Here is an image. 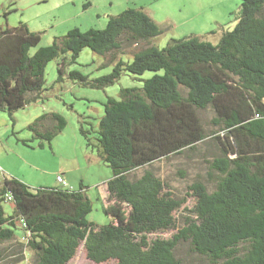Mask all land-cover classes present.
I'll return each mask as SVG.
<instances>
[{
	"label": "trees",
	"instance_id": "16d2710c",
	"mask_svg": "<svg viewBox=\"0 0 264 264\" xmlns=\"http://www.w3.org/2000/svg\"><path fill=\"white\" fill-rule=\"evenodd\" d=\"M220 30L159 47L153 40L163 29L145 7L111 15L104 29L74 27L47 46L25 22L0 27V112L13 122L17 111L47 97L52 60L57 82L69 77L97 89L125 73H153L139 78L140 86L122 87L119 98L108 96L97 124L80 115L88 149L112 169L103 201L110 222L89 221L90 186L83 182L71 188L59 175L66 185L57 177L56 186L34 188L4 177L0 264H68L82 243L97 264H196L178 254L182 244L207 264H264V0H242L235 27ZM84 48L104 56L113 71L95 78L68 72ZM208 109L209 130L201 116ZM66 126L61 113L45 112L27 125L32 139L21 141L51 145ZM207 140L214 189L197 180L176 195L153 164L196 153ZM5 203L14 204L11 214ZM170 231L169 238L154 236ZM14 254L18 259L9 260Z\"/></svg>",
	"mask_w": 264,
	"mask_h": 264
},
{
	"label": "rangeland",
	"instance_id": "374dc122",
	"mask_svg": "<svg viewBox=\"0 0 264 264\" xmlns=\"http://www.w3.org/2000/svg\"><path fill=\"white\" fill-rule=\"evenodd\" d=\"M241 3L242 0H0V27H14L20 21L25 22L31 30L42 33L39 46H47L52 44L56 36L64 35L74 27L82 31L104 29L111 15L119 14L128 7H145L163 29V33L154 38L153 45L164 47L170 39L191 33L204 35L212 29L219 32L223 28L233 29L241 16ZM205 39L212 42L218 40L217 36L211 34L205 36ZM57 68V60H52L47 65L46 86L49 89L43 102L17 111L14 114L16 122L11 120L8 113L0 112V166L34 188L58 185L56 176H65L64 172L72 168L73 164L75 167L83 166L84 173L91 176L99 175L98 179L106 174L112 177L109 166L88 163L87 157L96 156V153H91L80 134V115L92 117L91 121L97 124L104 114V102L108 96L119 98L122 87L140 86L142 81L139 78L146 79L153 75L152 72H146L143 76L125 73L118 83L97 89L82 85L69 77L63 82H57ZM113 68L114 64L107 63L104 56L90 48H84L77 62L68 66V72L79 70L95 78L112 72ZM45 112L61 113L67 120L66 128L52 140L51 145L45 143L41 147L39 140L24 144L21 140L29 141L33 137L27 125ZM201 116L206 128L211 129L210 123L214 116L211 109L202 111ZM213 148L210 140H207L196 153L176 155L156 162L152 167L170 184L176 195L183 196L187 186L197 180L207 183L209 189L213 190L214 184L209 180L210 169L204 162L205 158H209L208 153L214 151ZM138 173L141 174L142 170ZM103 182H92L87 191L92 201L88 219L99 225L110 222L103 210L106 194L98 186ZM5 208L11 214L14 204L5 203ZM174 233L170 231L154 236L169 238ZM178 254L182 258L192 259L196 264H207L205 260L192 255L187 245L182 244ZM18 256L11 255L9 260H17ZM68 264L97 263L87 257L82 243Z\"/></svg>",
	"mask_w": 264,
	"mask_h": 264
},
{
	"label": "crops",
	"instance_id": "0c3cea01",
	"mask_svg": "<svg viewBox=\"0 0 264 264\" xmlns=\"http://www.w3.org/2000/svg\"><path fill=\"white\" fill-rule=\"evenodd\" d=\"M93 154V153H92ZM89 158L92 159L91 162H89ZM87 161L89 164H99V163H102L100 161H98L96 159V156L92 155V156H88L87 157ZM3 170L1 171L0 170V187L3 185V181H4V177H12L11 174H9L8 171H6L4 168H2ZM83 166L79 165L78 167H75V165L73 164L72 168H69L67 171L64 172L65 174V179L68 183V186L71 187V188H77L80 186L81 182L83 183H86L88 186H91V184H93L94 182H102L104 181L103 183H101L100 185H98L99 187H101L104 191H105V194H106V182L108 181V179H110L111 177H108V174H106L102 179H98V177H100L99 175L97 176H91L90 174L88 173H84L83 171ZM10 172H13L11 171V169H8ZM80 173V174H77L76 173ZM77 174V175H76ZM60 174H58L56 176V182H57V177L59 176ZM93 182V183H92ZM58 184V182H57ZM56 186V185H55Z\"/></svg>",
	"mask_w": 264,
	"mask_h": 264
},
{
	"label": "built area",
	"instance_id": "2783aa9c",
	"mask_svg": "<svg viewBox=\"0 0 264 264\" xmlns=\"http://www.w3.org/2000/svg\"><path fill=\"white\" fill-rule=\"evenodd\" d=\"M0 170L2 171V167L0 166ZM58 181L63 182L66 185L65 179L62 178V176H58Z\"/></svg>",
	"mask_w": 264,
	"mask_h": 264
}]
</instances>
